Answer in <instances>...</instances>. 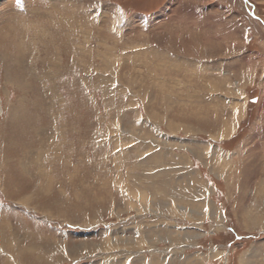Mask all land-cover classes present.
I'll use <instances>...</instances> for the list:
<instances>
[{"label": "rangeland", "instance_id": "obj_1", "mask_svg": "<svg viewBox=\"0 0 264 264\" xmlns=\"http://www.w3.org/2000/svg\"><path fill=\"white\" fill-rule=\"evenodd\" d=\"M0 108V264H264V0H0Z\"/></svg>", "mask_w": 264, "mask_h": 264}, {"label": "bare ground", "instance_id": "obj_2", "mask_svg": "<svg viewBox=\"0 0 264 264\" xmlns=\"http://www.w3.org/2000/svg\"><path fill=\"white\" fill-rule=\"evenodd\" d=\"M0 111H1V108H0ZM181 159V158H180ZM17 167V166H16ZM20 201V200H19ZM32 205V204H31ZM16 248V247H15Z\"/></svg>", "mask_w": 264, "mask_h": 264}]
</instances>
